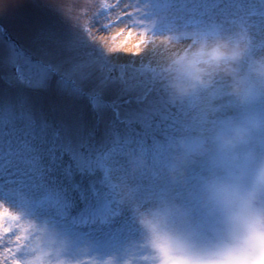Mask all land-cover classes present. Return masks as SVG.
<instances>
[{"label":"snow or ice","instance_id":"1","mask_svg":"<svg viewBox=\"0 0 264 264\" xmlns=\"http://www.w3.org/2000/svg\"><path fill=\"white\" fill-rule=\"evenodd\" d=\"M55 7L70 27L32 18L14 30L0 20V264H21L22 217L60 223L98 252L116 248L130 229L111 197L115 182L130 178L127 153L147 156L153 176L168 163L181 112L164 103L148 53L102 33L119 28L113 42L120 31L188 41L240 28L253 55L264 51V0Z\"/></svg>","mask_w":264,"mask_h":264},{"label":"clouds","instance_id":"2","mask_svg":"<svg viewBox=\"0 0 264 264\" xmlns=\"http://www.w3.org/2000/svg\"><path fill=\"white\" fill-rule=\"evenodd\" d=\"M117 40L148 53L164 103L181 112L163 184L138 191L131 176L146 161L129 151L130 178L111 190L130 224L118 246L98 252L60 223L22 217L21 264H264V53L252 54L240 28L188 41L120 31Z\"/></svg>","mask_w":264,"mask_h":264},{"label":"rangeland","instance_id":"3","mask_svg":"<svg viewBox=\"0 0 264 264\" xmlns=\"http://www.w3.org/2000/svg\"><path fill=\"white\" fill-rule=\"evenodd\" d=\"M55 2H57V0H0V20L8 21L13 26L14 30L18 29L20 23L32 18L47 19L63 26L70 27V24L64 20L61 14L56 10ZM59 2L68 6H76L77 8L84 10V6L90 5L92 0H59ZM107 2L113 3L114 0H107ZM129 2L130 0H122V3L125 4ZM105 18L104 14L101 13L100 19L103 20ZM112 18H115L114 14H112ZM102 31H104V29H102ZM118 31L119 28H113L108 33H102L101 35L106 36L108 43L115 46L119 44L120 41L117 40L113 42L111 37L116 35ZM165 36L167 35L161 34L159 37ZM129 47H131V45H129ZM262 53H264V51H258L255 55ZM171 152L172 150L168 153V161L171 157ZM144 158L146 166L135 174L138 177V181L132 180V183L136 187L139 183L143 192H150L162 186L165 178L166 166L157 170V174L153 176L151 161L147 156H144Z\"/></svg>","mask_w":264,"mask_h":264}]
</instances>
